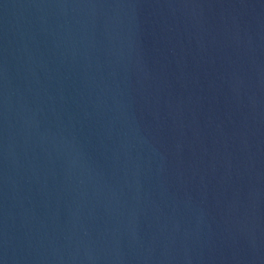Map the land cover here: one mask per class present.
<instances>
[{
  "label": "water",
  "instance_id": "water-1",
  "mask_svg": "<svg viewBox=\"0 0 264 264\" xmlns=\"http://www.w3.org/2000/svg\"><path fill=\"white\" fill-rule=\"evenodd\" d=\"M0 264H264V0H0Z\"/></svg>",
  "mask_w": 264,
  "mask_h": 264
}]
</instances>
